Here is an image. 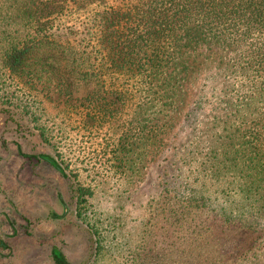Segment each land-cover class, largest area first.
<instances>
[{
  "label": "trees",
  "instance_id": "16d2710c",
  "mask_svg": "<svg viewBox=\"0 0 264 264\" xmlns=\"http://www.w3.org/2000/svg\"><path fill=\"white\" fill-rule=\"evenodd\" d=\"M40 61L68 96L89 88L75 104L87 120L110 124L133 108L137 130L104 138L125 154L163 146L174 116L193 130L204 110L225 111L212 115L207 159L223 184L163 185L126 264L264 260V0H0V69Z\"/></svg>",
  "mask_w": 264,
  "mask_h": 264
},
{
  "label": "rangeland",
  "instance_id": "374dc122",
  "mask_svg": "<svg viewBox=\"0 0 264 264\" xmlns=\"http://www.w3.org/2000/svg\"><path fill=\"white\" fill-rule=\"evenodd\" d=\"M52 80L41 61L15 73L0 69V264H56L52 247L65 264H126L163 185L211 191L223 184L210 177L207 159L217 145L212 115L225 111L204 110L193 130L174 116L164 145H148L141 158L139 148L125 154L104 139L137 130L132 107L99 125L75 105L89 88L73 85L68 96ZM19 152L48 155L63 173ZM62 206L67 212L55 220ZM256 219L264 225V211Z\"/></svg>",
  "mask_w": 264,
  "mask_h": 264
},
{
  "label": "flooded vegetation",
  "instance_id": "af4514ba",
  "mask_svg": "<svg viewBox=\"0 0 264 264\" xmlns=\"http://www.w3.org/2000/svg\"><path fill=\"white\" fill-rule=\"evenodd\" d=\"M19 154H21L22 156H25L26 158L28 157H34V159L36 160H43L44 162L48 163L45 159L44 156H48V155H41V154H38L37 156H31V155H26V154H22L21 152H19ZM49 164V163H48ZM51 166V165H50ZM54 168V167H53ZM55 169V168H54ZM56 170V169H55ZM58 171V170H57ZM59 173H63L61 171H58ZM61 204V203H60ZM66 207L65 206H62V214L60 216H54L53 218L56 220V219H59V218H62L65 214H66ZM0 246H2V239L0 237ZM1 248V247H0ZM55 248V247H54ZM57 249V248H56ZM58 250V249H57ZM51 251V250H50ZM59 251V250H58ZM62 256V255H61ZM63 257V256H62ZM52 258V257H51ZM53 260V259H52ZM55 263V262H54Z\"/></svg>",
  "mask_w": 264,
  "mask_h": 264
}]
</instances>
